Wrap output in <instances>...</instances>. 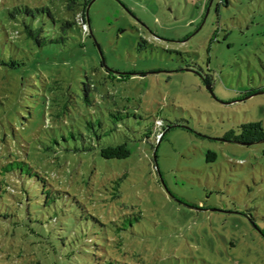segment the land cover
Listing matches in <instances>:
<instances>
[{"label": "rangeland", "instance_id": "374dc122", "mask_svg": "<svg viewBox=\"0 0 264 264\" xmlns=\"http://www.w3.org/2000/svg\"><path fill=\"white\" fill-rule=\"evenodd\" d=\"M16 2L31 0H0V12ZM79 2L87 3L89 38L76 39L85 45L74 50L77 64L55 70L75 90L86 80L84 62L93 61L99 81L106 69L98 45L107 68L124 74L114 75H129L110 79L80 117L120 112L131 155L73 153L62 136L79 118L46 125L55 112L46 105L50 80L20 75L5 110L0 73V167L23 158L61 193L51 209L46 195L32 201V218L27 202L16 219L1 199L0 264H101L105 256L122 264H264V143L224 140L242 124L264 127V0Z\"/></svg>", "mask_w": 264, "mask_h": 264}, {"label": "trees", "instance_id": "16d2710c", "mask_svg": "<svg viewBox=\"0 0 264 264\" xmlns=\"http://www.w3.org/2000/svg\"><path fill=\"white\" fill-rule=\"evenodd\" d=\"M1 10L0 73L5 81L4 93L1 94L3 96L1 101L5 103H1V106L5 110L10 109L15 88L19 89V83H22L20 75L36 74L37 77L47 78L50 83L46 94V105L55 112L48 115L46 125L48 126L49 122L59 125L69 118H72L71 122H75L73 119L79 118V127L72 126L68 137L62 136L63 141L69 142L70 139L73 141L74 147L70 150L73 153L98 154L107 161L127 159L131 152L129 140L120 136V122L123 121L120 112H109L107 116L102 114L103 117L97 119H94V114L83 118L80 115L83 109L91 110L95 107L96 95L104 96L105 86L110 79L122 81L129 78V75L116 76L106 70L104 78L96 81L93 78L96 71L89 68L93 61H88L89 64L85 61L83 70L86 80L73 90L71 84L64 80L62 72L55 70L62 67L66 70L65 65L77 64L81 60V53H76L74 50L83 49L85 46L83 42H77V38H89L87 3H80L79 0H31L30 3L16 2L6 5ZM62 53L71 55L69 58H62ZM55 63H61V67L55 66ZM99 64L104 68L101 58ZM88 68L91 75L86 70ZM56 71L60 75H55ZM157 123L154 133L161 126ZM163 137L164 135L160 134V140ZM42 139L53 145L59 144L55 137L51 140L50 136L45 135ZM224 140L241 145L264 143L263 124L260 122L242 124L237 128V132L231 130L226 133ZM215 159V153H207V162H213ZM120 181L118 179L113 181V187L110 186L111 192L108 191L113 199L118 197L115 190ZM60 194L59 191L51 189L43 175L23 158L18 157L0 167V204L1 199L9 202L11 206L6 208L10 209L12 214L15 213L16 219L21 214L20 205L23 202L28 203L26 212L32 218L36 210L34 208L38 207L37 203L32 201H37L40 196L46 195L44 206L51 209L56 201H59ZM1 211L0 206V219ZM40 239L45 242L48 251L57 252L52 244L55 241L50 237L42 236ZM72 243L73 240L70 244ZM74 243L71 246L75 247L77 241ZM77 249L80 253H87L85 250H88L87 245H81L79 248L77 246ZM107 257L110 256L103 257L101 264H122Z\"/></svg>", "mask_w": 264, "mask_h": 264}, {"label": "water", "instance_id": "95a60500", "mask_svg": "<svg viewBox=\"0 0 264 264\" xmlns=\"http://www.w3.org/2000/svg\"><path fill=\"white\" fill-rule=\"evenodd\" d=\"M87 14H88V13L86 12V15H87ZM87 20H88V15H87ZM97 48H98L99 53H100V56H101L100 58H101V61H102V65H103V67H104L106 70H108L109 72L113 73V74H116V75H124L123 73H118V72H115V71H113V70H111V69H108L107 66L105 65V62H104V59H103L102 53H101L100 48H99L98 45H97ZM155 153H156V150H155V152H154V160L156 161Z\"/></svg>", "mask_w": 264, "mask_h": 264}]
</instances>
